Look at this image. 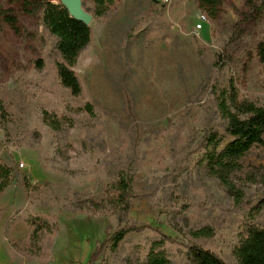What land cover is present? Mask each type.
Segmentation results:
<instances>
[{
    "label": "rangeland",
    "instance_id": "1",
    "mask_svg": "<svg viewBox=\"0 0 264 264\" xmlns=\"http://www.w3.org/2000/svg\"><path fill=\"white\" fill-rule=\"evenodd\" d=\"M38 2L0 0V164L14 175L0 191V264L137 263L164 231L174 264H190L191 242L236 264L246 225L264 227V146L230 188L200 168L195 141L218 118L213 81L232 79L264 104V0H221L215 14L199 0H114L102 17L83 0L93 36L74 67L80 96L59 80ZM125 89L142 127L137 149ZM130 162L137 198L124 213L102 198ZM133 225L116 251L91 259L102 239ZM207 228L215 234L193 235Z\"/></svg>",
    "mask_w": 264,
    "mask_h": 264
},
{
    "label": "trees",
    "instance_id": "2",
    "mask_svg": "<svg viewBox=\"0 0 264 264\" xmlns=\"http://www.w3.org/2000/svg\"><path fill=\"white\" fill-rule=\"evenodd\" d=\"M94 1L95 14L99 17L107 15L114 3V0ZM199 1L200 6L212 14L217 13L221 5V0ZM261 9L264 12V4ZM37 10H42V22L56 39L55 48L59 55L56 67L59 80L74 96H80L83 86L74 67L81 53L92 41V28L84 21L71 16L62 3L40 0ZM130 38L127 35V39ZM217 56L215 64L219 68L223 55L219 53ZM261 56L264 58L263 49ZM223 84L219 80L212 83L218 118L196 138L195 151L198 154L197 163L200 168L227 187L234 188L231 186V178L243 170L244 161L253 150L264 146V104L242 97L232 79ZM123 97L126 111L134 122L137 135L135 149H137L141 141L142 127L135 113L133 99L127 89L123 91ZM94 109V105L90 102H87L83 108L90 115L95 113ZM45 120L56 130L61 127L60 119L49 113H46ZM132 167L133 162H130L127 168L119 170L116 180L108 185L105 197L102 198L108 206L114 205L119 211L122 209L124 213L130 212L131 205L137 198L136 175L131 171ZM13 179L12 169L0 164V191L9 186ZM234 192L238 202L244 200V195L240 196V190L235 189ZM42 222L49 227L48 220ZM139 229L140 227L135 225L120 227L99 242V247L91 259L98 258L106 248L116 251L129 232ZM209 230L212 229L193 231V235L197 238L211 237L215 233ZM244 232L245 235L234 250L236 264H264V227L250 222L246 225ZM171 240L172 233L161 232L160 238H154L149 242L144 259L129 264H174L172 255L166 247L167 242ZM183 256L190 264H229L218 253L196 242L184 245Z\"/></svg>",
    "mask_w": 264,
    "mask_h": 264
},
{
    "label": "water",
    "instance_id": "3",
    "mask_svg": "<svg viewBox=\"0 0 264 264\" xmlns=\"http://www.w3.org/2000/svg\"><path fill=\"white\" fill-rule=\"evenodd\" d=\"M61 2L68 9L71 16L90 25L92 15L84 9L83 0H61Z\"/></svg>",
    "mask_w": 264,
    "mask_h": 264
},
{
    "label": "built area",
    "instance_id": "4",
    "mask_svg": "<svg viewBox=\"0 0 264 264\" xmlns=\"http://www.w3.org/2000/svg\"><path fill=\"white\" fill-rule=\"evenodd\" d=\"M164 1L166 2V1H169V0H164ZM203 18H204V19H206V17H205V16H203ZM21 166H23V163H21Z\"/></svg>",
    "mask_w": 264,
    "mask_h": 264
}]
</instances>
